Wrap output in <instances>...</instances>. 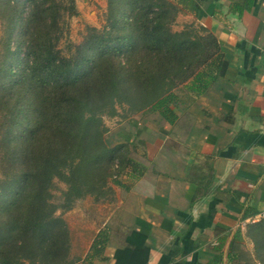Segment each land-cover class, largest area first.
<instances>
[{"label": "trees", "instance_id": "trees-1", "mask_svg": "<svg viewBox=\"0 0 264 264\" xmlns=\"http://www.w3.org/2000/svg\"><path fill=\"white\" fill-rule=\"evenodd\" d=\"M150 1L147 8L156 15L146 24L135 15L125 23L113 15L109 27L89 26L77 50L67 56L55 47L61 25L55 18L52 23L46 21L50 10L49 5L45 6L47 1L37 4L41 23L40 19L37 25L34 19L27 22V46L33 58L39 53L46 67L57 69L49 70L57 81L38 95V124L30 133L23 170L14 173L17 177L22 174L24 179L15 175L5 179L6 189L14 182L21 190L11 199L0 225V264H24L25 260L76 264L78 259L91 264L105 248L108 225L96 235L82 259L71 255L67 225L54 214L56 206L49 199L48 187L54 177L63 180L67 185L63 191L66 206L70 207L90 193L97 196L113 191L110 182L127 190L142 173L140 161L132 155L136 153L133 142L111 145L105 139L108 129L98 116L100 108L109 106L112 110L117 100L128 96L130 101L137 99L141 104L131 110L136 113L122 114L121 118L157 113L172 120L176 100L187 98L189 92H203L224 73V50L213 33L202 25L195 27L194 22L181 31L170 28L179 13L197 16L199 0ZM252 3L253 0H237L232 7L242 10ZM71 8L65 5L61 10L71 15ZM35 9L34 6L30 18L36 16ZM146 49L160 52L159 67L143 66L141 59H130ZM119 51L120 55L113 53ZM178 85L184 88L183 95L177 93ZM114 151L124 154L119 161L114 160ZM126 241L128 246L115 251V264H143L148 250L145 236L132 231Z\"/></svg>", "mask_w": 264, "mask_h": 264}, {"label": "crops", "instance_id": "crops-1", "mask_svg": "<svg viewBox=\"0 0 264 264\" xmlns=\"http://www.w3.org/2000/svg\"><path fill=\"white\" fill-rule=\"evenodd\" d=\"M234 1L199 0L197 16L179 13L215 35L227 66L176 100L172 120L149 113L114 134L133 142L143 168L121 188L118 223L105 225L91 264H115L132 231L145 236L143 264H264V0L242 10Z\"/></svg>", "mask_w": 264, "mask_h": 264}, {"label": "rangeland", "instance_id": "rangeland-1", "mask_svg": "<svg viewBox=\"0 0 264 264\" xmlns=\"http://www.w3.org/2000/svg\"><path fill=\"white\" fill-rule=\"evenodd\" d=\"M42 1L44 0H0V191H2V196H0V225L8 211L11 199L15 198L21 190V186L14 184V182L6 189L5 179L10 176L13 177L17 170H23L25 152L30 142V133L37 126L39 120L40 103L38 98L40 96L38 97V95L43 89H49V85L54 87L57 81L49 73V70L56 71L57 69L53 66L46 67L42 59L43 56L39 53L36 59L33 58L32 50L26 42L28 37L27 22L34 19L33 23L37 25V19H40L41 23V13H39L37 4ZM45 1H47L45 6L49 5L50 7L46 21L52 23L55 18L62 27L59 38L55 40V47L63 56L70 55L77 50L76 45L83 41L89 26L102 28L107 25L109 27L108 23L113 15L116 19L120 18L124 23L129 21L131 15H135L144 24L156 15L147 8L151 2L150 0ZM65 5L72 6L71 15L61 10ZM11 6L14 7V10ZM34 6L36 7V16L30 18ZM59 11L60 15L58 16ZM164 19L165 21L168 20L166 17ZM186 21L189 20H185L177 14L170 25L171 30L181 31L185 25L190 23ZM113 33H115V29ZM186 34L183 36L186 37ZM144 51L133 54L130 59H141L144 61L143 66L159 67V60L162 56L159 54L160 52L158 53L153 49ZM113 53L115 55L121 54L120 51ZM46 69L47 72H45ZM177 88V93L183 95L184 88L179 89L181 85H178ZM121 99L122 101L117 100L114 103V109L111 110V107L108 106L104 109L100 108L98 113L104 127L108 129L104 134L105 139L111 145L115 143L114 134L117 132L133 131L132 122L136 117L123 119L121 116L126 113L128 115L136 113L131 112V110L140 107L141 104L140 100L137 99L130 101L128 96ZM13 103L14 107L12 108ZM142 116L145 117L147 114ZM137 153L140 152L135 153L134 151L132 155L135 156ZM123 155L122 152L114 151V160L119 161ZM139 158L141 159L142 156H139ZM21 175L15 176L17 179H22L23 176ZM51 183L48 191L50 201H53V205L56 206L54 214L60 216L67 225L71 255L79 256L82 259L97 230L109 222L110 225L118 223L116 216L120 201L123 199L122 187L110 182L113 191H107L103 195L97 196H95V193H90L68 207L66 206L68 205L66 204V195L63 193L67 188L66 183L58 177H54ZM56 262L58 260H54V263ZM75 262L76 264H83L79 259ZM36 263V261L25 260L24 264ZM42 263L53 264V262Z\"/></svg>", "mask_w": 264, "mask_h": 264}]
</instances>
